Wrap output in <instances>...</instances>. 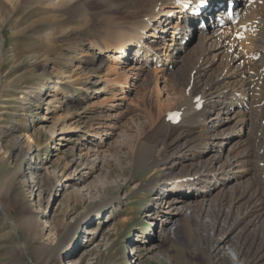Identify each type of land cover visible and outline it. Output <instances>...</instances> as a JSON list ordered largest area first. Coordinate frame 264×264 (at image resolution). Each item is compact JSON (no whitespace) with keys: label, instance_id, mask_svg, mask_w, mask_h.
<instances>
[{"label":"rangeland","instance_id":"1","mask_svg":"<svg viewBox=\"0 0 264 264\" xmlns=\"http://www.w3.org/2000/svg\"><path fill=\"white\" fill-rule=\"evenodd\" d=\"M104 2L86 0L89 13L72 19L67 8L48 7L49 0H0V264H72L74 259L79 264H237L224 250L227 243L238 245L245 264H264V226H250L257 214L247 216L249 196L230 209L231 194L223 202L217 195L221 186L254 180L251 163L221 182L212 179L213 173L199 179L191 175L188 164L208 156L203 147L187 156L179 149L174 167L162 164L164 157L156 165L157 158L137 167L139 144L150 141L155 123L167 117L185 91L171 85L167 70L174 71L172 63L155 62L144 71L135 57L138 46L128 48L118 63L113 49L100 54L93 47L95 41L109 40L107 33L113 35L112 12L119 20L128 16L125 7L112 11ZM216 8L217 14L226 11ZM161 22L149 32L152 54L155 48L166 53L170 43L164 35L155 38ZM199 36L195 29L187 42ZM185 54L181 51L179 59ZM104 85L106 94L99 90ZM55 92L60 101L50 106ZM59 119L68 121L69 132L52 140L49 128ZM232 122L222 128L227 132L221 135L223 153L233 151L243 159L250 129L244 125L241 134L229 128ZM152 179L154 190L147 188ZM194 182L203 193L212 192V201L189 213L193 219L180 216L163 227L154 213L165 208L167 187ZM246 184L241 192L250 195ZM159 195L164 201L157 205ZM243 215L244 223L232 226L227 241L218 242L220 228L228 231Z\"/></svg>","mask_w":264,"mask_h":264},{"label":"bare ground","instance_id":"2","mask_svg":"<svg viewBox=\"0 0 264 264\" xmlns=\"http://www.w3.org/2000/svg\"><path fill=\"white\" fill-rule=\"evenodd\" d=\"M227 1L229 0H128L124 3L114 4L112 1L105 0V5L111 7L112 11L125 7L124 12L128 16L127 19L119 20L112 12L113 20H110L109 23L115 25L113 35L110 37L107 33L109 40L95 41L93 47H96L100 54L113 49L115 53H119L116 57L118 63L131 50L128 48L138 46L135 57L138 63L142 62L143 70L151 67L155 62L154 65L157 66L159 63L163 65L172 63L173 68L175 67L174 71L167 70L171 85L174 90L178 87L181 88L179 91L182 89L185 91L183 97L180 95L182 99L180 97L178 100L176 99L175 107L167 110L169 112L167 117L155 123V131L150 136V141L139 144L135 156L137 167H144L151 160L157 159L152 165L162 161L166 167H174L177 164L176 154L179 149L183 155L187 156L192 150L198 151L203 147L207 149L205 151L208 156L205 160L188 164L189 169L193 171L191 175L199 179L204 174L213 173L215 178H211L216 182H221L222 179H228L227 177L231 176L233 170L242 165H245L243 167L245 169L242 170H246V164L251 163L255 171L253 172L254 180L250 178L248 181L245 178L229 189L220 184L218 187L216 186L217 189L221 186L217 195L223 202L231 194L230 209L234 205L242 203V200L249 196L250 208L247 211V216L249 217L252 213L257 214V216L254 215L256 222H252L253 224L251 223L250 226H264V0H244L243 2L235 0L237 8L234 15L238 19L237 23L230 22L226 11L221 10L217 17L220 19L219 21L229 23V26L219 28L218 22H213L211 28L205 24L201 25L199 38L197 40L193 38L192 42L191 39L187 42L188 36L191 38L192 32H194L192 23L195 17L193 15L197 13V10L204 8L212 11L213 14L214 8L221 7ZM196 5H199L197 9ZM49 6L67 8L72 19L89 13L86 0H63L62 3L49 0ZM172 13H175V17L170 16ZM206 18L209 19L208 16ZM160 22L161 25L157 27L159 32H156L155 38L162 39L164 35L170 43L166 53L162 54L155 48L153 50L155 52L152 54L150 51L152 48L147 40L149 32ZM243 29H246V32H243ZM204 32H207L206 35ZM232 34H234V38L231 37ZM237 36L244 39L240 44L237 42ZM238 45L241 48H238ZM181 51H186V54L179 59ZM221 54L223 55L222 59H220ZM246 56L251 58L248 62L244 58ZM165 70L160 72L163 73ZM67 80L73 82L70 76L67 77ZM187 89H190L189 92ZM99 90H103L102 92L105 94L109 91L105 85ZM57 94L58 92H55L54 97L50 100V106L60 101ZM197 101H201L203 104L199 105ZM118 104L115 103L112 107ZM234 105L242 106L243 110H234ZM245 105L249 106V111H245ZM173 113L181 115V121L178 124H181L180 126H175L172 121L168 120L169 115ZM162 114L160 112V115ZM239 115L240 119L237 120ZM233 120L234 123L232 122L230 129H239L241 134H245V126L248 127V130L250 129L248 145L241 154L243 159L234 155L233 151H229L226 157L223 153L224 139L221 135H225L227 132L222 128ZM69 128L70 125L66 119L57 120L49 128L51 139L53 140L56 135L68 133ZM199 130L205 136L198 137ZM196 140L198 143H195ZM160 157H164L163 160L160 161ZM190 161H192V157ZM247 172H250V168ZM52 173L55 177L57 176L56 170ZM153 180L155 179L150 180L151 182H148L147 185V188L151 190L156 188V182ZM172 180L176 179H170L168 182ZM244 182H247L246 191H250V195L241 192L245 189ZM207 183L209 182L204 181L205 185ZM196 186L197 182L187 185L173 183L171 184L172 188L167 187L170 189V198L165 200V208H156L157 211L154 213L162 218L160 221L164 223L163 227L169 226L171 221L177 220L180 216L191 219L189 213L193 214L197 208L203 209L212 201V198L208 199L212 192L210 194L203 193L202 187ZM162 190L165 191L164 188ZM162 201L164 200L159 195L156 197L155 203L158 205ZM249 202L245 204L247 205ZM237 207L235 208L237 209ZM240 208L238 207V211ZM230 213L232 214V210L227 214ZM245 216H239L240 218L230 225L228 231H226V226L220 228L218 242L227 241L229 235L234 232V228L236 229L244 223L242 221L246 218ZM220 217L221 215L216 216L217 221ZM150 244L152 248L157 247V243L154 241H151ZM237 248L238 245L232 247L227 243L224 250L227 254L229 251L231 255H234L236 260L232 259L233 263L245 264L240 260L242 253ZM69 249L68 246L66 250L69 251ZM230 254L228 255L231 258ZM72 264H79V262L74 259Z\"/></svg>","mask_w":264,"mask_h":264},{"label":"snow or ice","instance_id":"3","mask_svg":"<svg viewBox=\"0 0 264 264\" xmlns=\"http://www.w3.org/2000/svg\"><path fill=\"white\" fill-rule=\"evenodd\" d=\"M240 38H242V37H240ZM172 119H175V117H171Z\"/></svg>","mask_w":264,"mask_h":264}]
</instances>
